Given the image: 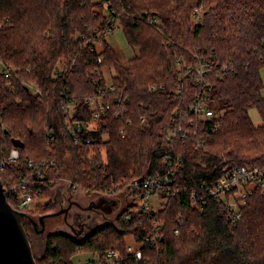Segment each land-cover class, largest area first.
<instances>
[{"label":"trees","instance_id":"obj_1","mask_svg":"<svg viewBox=\"0 0 264 264\" xmlns=\"http://www.w3.org/2000/svg\"><path fill=\"white\" fill-rule=\"evenodd\" d=\"M113 2L128 43L141 46L126 64L106 37L112 7L103 1L0 0V178L46 199L27 211L34 219L57 210L54 197L65 174L77 184L69 183L74 191L112 194L127 203L123 179L163 173L164 158L181 157L177 180L187 190L168 195L157 214L130 220L119 214L84 239L38 233L24 219L37 264H73L75 254L108 249L120 252L121 264H264L261 190L247 196L236 221L226 199L210 198L202 210L189 199L190 187L220 176L224 159L264 168V0ZM196 8L199 22L193 20ZM108 65L116 70L110 82L102 71ZM200 65L206 86L197 80ZM203 86L215 116L197 121L190 108ZM90 97L110 104L99 119ZM121 104L127 111L117 117ZM251 108L261 124L249 117ZM179 126L190 135L169 140L168 131ZM14 149L19 157L11 161ZM8 200L17 207L15 195ZM157 218L165 238L143 246L137 259L126 237L144 239Z\"/></svg>","mask_w":264,"mask_h":264},{"label":"built area","instance_id":"obj_2","mask_svg":"<svg viewBox=\"0 0 264 264\" xmlns=\"http://www.w3.org/2000/svg\"><path fill=\"white\" fill-rule=\"evenodd\" d=\"M105 6H111L112 8L108 10L109 27L106 30V36H109L114 29L120 26L119 13H117L113 0H102ZM125 12V9L122 10ZM194 16L196 22L201 21V8H196ZM152 22H156L160 25V20L154 17ZM117 23L119 25H117ZM166 29V27H165ZM99 62H102V58H98ZM0 64H2L0 62ZM206 68L200 65L196 74L198 75L197 80L199 84L204 85L203 77L206 73ZM5 76H11L10 68H4ZM206 86V85H204ZM204 86L201 91L196 95L194 103L191 105L190 112L194 115L197 121L200 120H211L215 116L214 109L210 107V97L207 95V90H204ZM154 86L153 88H155ZM114 90V86H111ZM87 101L93 109L94 119H99L101 114L106 112L110 108L109 103H104V101L99 98H89ZM120 110L116 111V116H120L127 111L125 104H121ZM144 118H142V121ZM132 120L129 118L128 123L131 124ZM195 122L191 121L190 125H194ZM83 124H77V128L81 130ZM216 128V127H215ZM122 134H126V128L122 129ZM190 135V130L185 129L183 126L171 128L168 131L167 138L171 139H186ZM19 157V152L14 149L11 153L9 159L15 161ZM181 157L172 158L166 157L163 162L166 164V171L160 174L148 176V177H138L130 180L127 183L126 179H123L122 183L127 185L129 192V201H127L126 211L120 212L124 220H130L136 214H157L165 205L168 199V195L176 192H181L182 190H187V187L181 186L178 183L177 175L181 169ZM200 161V160H198ZM225 165L222 167L221 174L218 178L212 181H200L197 186L190 187L189 199L190 204L194 209L202 210L206 206V202L210 198L214 199H226L228 206L231 210L232 217L236 221L242 217L241 206L245 203L248 195H250L256 189H259L264 194V168L259 165L250 164H239L233 161L224 159ZM4 168V162L1 164ZM70 185L76 189L77 184L70 181ZM23 185H25L23 183ZM4 186L5 193L8 195H15L17 202L16 209L22 212H27L30 209H34L40 195L34 197L32 193L26 190H18L15 186ZM117 184L116 187H120ZM99 193V192H98ZM106 194V193H105ZM152 230L146 234L144 239L138 240L135 236L129 235L132 238L131 241H127V251L135 256L137 259H141L143 256L142 247L148 246L150 248L158 246L161 241L165 238L163 231L164 222L157 218L152 224ZM175 232L180 233L179 229L176 228ZM128 237V236H127ZM121 254L116 249H108L104 254L98 252H91V258L87 264H121Z\"/></svg>","mask_w":264,"mask_h":264},{"label":"water","instance_id":"obj_3","mask_svg":"<svg viewBox=\"0 0 264 264\" xmlns=\"http://www.w3.org/2000/svg\"><path fill=\"white\" fill-rule=\"evenodd\" d=\"M59 190L54 197L56 207ZM116 201L118 206L120 203L118 198ZM70 206L71 204L68 207H62L59 210L40 215L39 223L41 228H38L36 220L27 212L19 211L10 204L4 190L3 182L0 178V264H37L33 247L24 225V219L32 221L35 225V229L43 233L46 227V219L60 214H64L65 218H67ZM95 206L97 205H91L88 206V208L92 209ZM97 227L99 226L92 228L89 233L84 234L82 237H74L77 239H84L97 229Z\"/></svg>","mask_w":264,"mask_h":264},{"label":"rangeland","instance_id":"obj_4","mask_svg":"<svg viewBox=\"0 0 264 264\" xmlns=\"http://www.w3.org/2000/svg\"><path fill=\"white\" fill-rule=\"evenodd\" d=\"M94 1H102V0H94ZM107 7V6H106ZM107 16L109 18V13L107 11ZM193 20L194 22H196V18L195 16H193ZM117 25H119L117 23ZM108 38V42L109 44L114 48L115 52L117 53V55L119 56V59L122 63H127V61L135 56L136 55H140L141 54V46L139 45H132L130 42L128 43L127 41V38H126V35H125V32H124V29H123V26H119L117 27L116 29H114V31L109 35V36H106ZM103 48V42H102V39H99L98 42H97V50H102ZM0 66H2L0 64ZM61 68L63 67L62 64H60ZM4 69V66L2 67ZM103 75L104 77L106 78V80L108 82L111 81V78L113 77V75L115 74L116 70H115V67L114 66H111V65H108L107 67L104 66L103 67ZM261 77H262V80H263V87H264V68L261 70ZM31 88L33 89H37V86L36 84H34V82L32 84H30ZM262 95L264 96V88L262 89ZM249 117L252 118L253 122L258 125V124H261L262 123V120H261V117L260 114H259V111L258 109L256 108H251L249 110ZM103 137L105 139H108V135L107 134H104ZM91 156V154H89ZM71 181V177L69 175H64L61 179H60V182H59V194H58V198L59 197H63L62 201L60 202L57 198V200L59 201H56L57 202V210H59L60 208L62 207H67V206H64L62 204H66L67 201L64 199V195L66 192H68V187H69V183ZM75 192V191H74ZM77 195L80 196L79 198L81 199V197H83V200L84 202H86L88 200V198H91V197H97L99 196V193L98 192H94L92 194H86V193H83L81 191H76ZM116 198H118L119 200V205L116 207L115 209V212L113 213H109L110 215H113V216H116V213L118 212V210H120L122 207H125L127 205V203L120 197V196H117ZM38 202H41V204H44L46 202V199L45 198H39L38 199ZM38 222H39V217H36V219ZM101 222H107V219H103L101 220ZM66 223V220H65V217H64V214H60V215H57V216H53V217H48L47 220H46V228H45V232H44V235L48 234V233H52V232H55L61 228L64 227V224ZM31 234V233H30ZM32 238H38L37 236H32ZM126 240L127 241H131L132 238L131 237H126ZM37 243V242H35ZM41 253V252H39ZM91 258V252H80L78 254H75L72 256V261H73V264H87L89 262V259ZM47 261H44L42 262V264H47L46 263Z\"/></svg>","mask_w":264,"mask_h":264},{"label":"flooded vegetation","instance_id":"obj_5","mask_svg":"<svg viewBox=\"0 0 264 264\" xmlns=\"http://www.w3.org/2000/svg\"><path fill=\"white\" fill-rule=\"evenodd\" d=\"M76 193V191L74 192V190L68 187V192L62 195L67 201L66 204L62 205L68 207L71 204V206L69 208L67 218H65L66 223L64 224V227L57 231H63L68 234H71L72 236L82 237L84 234L89 233L92 228L100 226L104 223L115 221L118 218L120 210H118L116 216L109 214L115 212V209L117 207L116 195L99 193V196L88 198V200L84 202L83 197H81L80 199V196H78ZM62 199L63 197L58 198L60 202L62 201ZM91 205L97 206L93 207L92 209H89L88 206ZM104 218L107 219V222L102 223L101 220H103ZM29 221V219L25 220L27 226L29 227V230L32 226L33 229L38 232L35 229L34 223L30 221V225ZM36 222L38 224V228H41L40 223L37 220Z\"/></svg>","mask_w":264,"mask_h":264}]
</instances>
